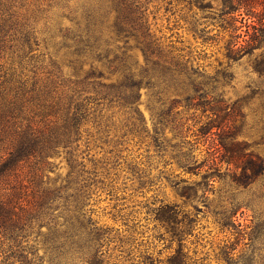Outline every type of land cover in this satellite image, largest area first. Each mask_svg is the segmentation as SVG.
<instances>
[{
  "label": "trees",
  "instance_id": "trees-1",
  "mask_svg": "<svg viewBox=\"0 0 264 264\" xmlns=\"http://www.w3.org/2000/svg\"><path fill=\"white\" fill-rule=\"evenodd\" d=\"M147 4L0 0V264H212L191 248L205 194L216 181L245 190L264 178L241 138L243 105L258 95L264 142V0H168L166 11L180 5L169 30L194 46L158 35ZM219 41L225 61L207 71L204 47ZM244 57L263 87L232 100L224 87ZM161 177L174 199L145 198ZM226 198L213 209L230 234L215 264H264V221L235 223L242 205ZM101 200L117 227L94 217Z\"/></svg>",
  "mask_w": 264,
  "mask_h": 264
},
{
  "label": "rangeland",
  "instance_id": "rangeland-1",
  "mask_svg": "<svg viewBox=\"0 0 264 264\" xmlns=\"http://www.w3.org/2000/svg\"><path fill=\"white\" fill-rule=\"evenodd\" d=\"M168 0H147L148 9H149V18L154 23L157 34L169 36L171 33H174L170 39H174L175 36L180 37L179 39L183 40V45H197L191 38L190 34L182 29H173L169 30L172 27L175 20L178 18L180 11V5L174 8L175 13L173 11H166V2ZM57 11L53 12V18ZM64 23H68V20H64ZM182 23V22H181ZM180 23V24H181ZM212 30V33H216L217 28L213 27V25L209 26ZM222 41L218 43H213L208 46H205L206 57L200 62L205 66L207 71H214L215 68H218L219 62H224L222 56ZM258 53V50L255 54ZM135 54H138V51H135ZM232 71L234 73V78L230 82V84L224 87L226 97L234 100L238 97H241L247 93H249V88L254 87H263L260 84L261 79L258 78L257 74H255L247 57L242 58L240 61L234 63L232 65ZM261 98L258 95H255L248 103L243 105V112L246 115L245 121L246 125L242 128V136L241 138L247 140L250 144L251 150L258 154L264 162V142L260 140V128L262 123L259 122L260 112H261ZM151 99L148 93L145 90L141 91V97L138 101V108L142 112L145 120L150 125L151 122ZM198 149L195 150L196 157L201 159L202 150L204 146L199 144ZM132 155H137L141 151L136 147L130 146ZM96 151V150H95ZM58 164V168L55 170V175L64 176L67 172V164L63 158H57L55 160ZM167 174H172L174 176L178 173V178H185L189 182L195 181L199 179L197 175H190L187 173H183L174 166H169L167 170H165ZM214 190V191H213ZM212 191H207L205 194L204 203H208V210L205 209V206L202 203L199 204L201 210H204L200 213L199 220L196 225V231L200 234V238L198 244L191 245V248H194L197 251V255L206 254L208 257V262L215 264V253L216 246L223 239H227L230 237V234L227 229H223L221 231V220L219 219V215L214 214L213 209H220L221 206L228 205L227 195L231 193H235V197L239 203H241L242 207L239 208L232 218L235 223L247 224L249 223L248 219L254 220L258 219L260 222L264 221V178L258 179L253 184H251L247 189H234L230 184L223 182H215L213 185ZM127 192H130L127 190ZM145 198H149L151 196H157V198H166L168 200L174 199V194L172 189L170 188L167 181L164 177H161L160 180L153 185L151 190L143 192ZM143 196L141 194H136L134 197L135 200H141ZM109 203L105 200L99 201L96 206V213L94 215L95 218H98L101 222H106L112 226L117 227L118 222H113L109 215L106 213L109 209ZM247 204V205H246ZM215 209V210H216ZM152 227L151 222L147 223V228L144 229L145 235L149 236L152 234L150 231ZM158 246V244H157Z\"/></svg>",
  "mask_w": 264,
  "mask_h": 264
}]
</instances>
